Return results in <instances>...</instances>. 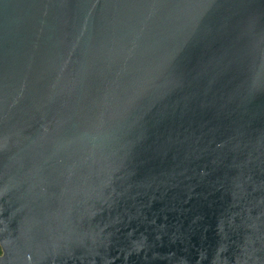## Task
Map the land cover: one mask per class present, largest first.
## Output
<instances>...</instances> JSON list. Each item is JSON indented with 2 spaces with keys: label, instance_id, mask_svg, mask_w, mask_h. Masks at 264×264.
Returning a JSON list of instances; mask_svg holds the SVG:
<instances>
[{
  "label": "water",
  "instance_id": "1",
  "mask_svg": "<svg viewBox=\"0 0 264 264\" xmlns=\"http://www.w3.org/2000/svg\"><path fill=\"white\" fill-rule=\"evenodd\" d=\"M0 264H264V0H0Z\"/></svg>",
  "mask_w": 264,
  "mask_h": 264
},
{
  "label": "trees",
  "instance_id": "2",
  "mask_svg": "<svg viewBox=\"0 0 264 264\" xmlns=\"http://www.w3.org/2000/svg\"><path fill=\"white\" fill-rule=\"evenodd\" d=\"M0 253H1V250H0Z\"/></svg>",
  "mask_w": 264,
  "mask_h": 264
},
{
  "label": "built area",
  "instance_id": "3",
  "mask_svg": "<svg viewBox=\"0 0 264 264\" xmlns=\"http://www.w3.org/2000/svg\"><path fill=\"white\" fill-rule=\"evenodd\" d=\"M1 250V249H0ZM1 254V253H0Z\"/></svg>",
  "mask_w": 264,
  "mask_h": 264
}]
</instances>
